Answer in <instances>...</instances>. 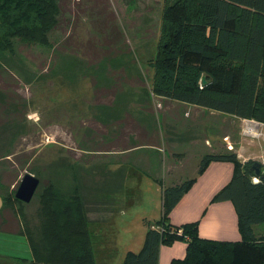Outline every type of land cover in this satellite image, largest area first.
<instances>
[{"label": "rangeland", "instance_id": "374dc122", "mask_svg": "<svg viewBox=\"0 0 264 264\" xmlns=\"http://www.w3.org/2000/svg\"><path fill=\"white\" fill-rule=\"evenodd\" d=\"M58 1L59 22L48 32L51 47L14 41L13 51H0V178L5 189L16 180L6 193L5 207L13 210L16 204L22 223L38 232L44 220L39 193L48 180L42 174L58 176L64 170L70 177L66 160L97 169L105 177V171L118 166L114 161L106 163L123 157L121 165L131 172L122 191L126 200L120 206L127 216L140 203L149 206L158 200V186L152 178L160 177L167 185L170 167L177 162L172 152L186 153L185 180L196 174L201 159L195 156L197 150L210 151L204 145L210 131L195 133L200 141L195 151L187 142L170 138L168 121L178 117L175 125H185L191 119L184 116L191 104L151 94L153 69L148 60L157 49L162 0ZM106 89L113 90L111 95ZM219 115L226 117L227 130L235 123L249 128L255 123L223 112ZM132 117L145 121L146 134L133 125ZM249 135L254 142L245 141L243 146L264 153V124ZM127 145L138 147L119 153ZM141 156L148 173L135 162ZM261 158L264 154L253 161ZM26 173L38 177L39 185L28 203L18 202L13 196ZM138 189L143 190V201L137 197ZM114 198L117 204L118 197ZM113 230L109 239L117 226ZM114 243L123 244L117 239ZM116 259L120 258H111L109 263H119Z\"/></svg>", "mask_w": 264, "mask_h": 264}, {"label": "trees", "instance_id": "16d2710c", "mask_svg": "<svg viewBox=\"0 0 264 264\" xmlns=\"http://www.w3.org/2000/svg\"><path fill=\"white\" fill-rule=\"evenodd\" d=\"M162 2L157 49L148 60L153 69L151 94L264 123V0ZM59 12L58 0H0V51H13L14 41L51 47L48 32L58 24ZM203 76L206 84L201 83ZM130 121L142 134L148 132L133 117ZM213 159L234 164L231 180L213 200H232L241 239L203 238L197 221L172 224L169 213L195 177L169 185L157 180L161 215L149 222L141 249L128 251L117 264H158L159 247L177 239L186 241V254L173 258L170 264H264V233L255 236L264 225V182L254 175L253 160L240 162L232 151L205 154L197 172ZM13 200L22 202L15 196ZM40 202L44 217L41 231L24 224L32 230L33 261L102 264L92 252L79 189L63 195L47 180Z\"/></svg>", "mask_w": 264, "mask_h": 264}, {"label": "crops", "instance_id": "0c3cea01", "mask_svg": "<svg viewBox=\"0 0 264 264\" xmlns=\"http://www.w3.org/2000/svg\"><path fill=\"white\" fill-rule=\"evenodd\" d=\"M171 102L174 103V101ZM184 116L191 119L187 123L183 122L185 125L180 127L175 125L179 122L178 117L173 121H168L170 138L176 142H187L194 151L195 146L200 145V141L197 139L199 136H196L195 133L203 129L211 132L209 136L205 135L204 137L205 147L210 148V151H206L205 154L232 151L237 154L240 162L258 159L264 154L253 150L249 146H243L245 141H248L249 144L254 142V139L249 138L252 137L249 134L255 127L264 123L255 121L252 128L235 123L232 130H227L224 127L226 125V117H220L218 111L204 109L195 105H192ZM241 119L238 120L240 121ZM140 121L141 124L146 125L144 120ZM175 127L177 130H174ZM137 147V145H130L127 150L119 151V153L127 154ZM199 151L198 149L195 156L202 158L205 155L203 154L205 151L198 153ZM185 156V152H172L171 158L177 160V162L172 165V168L170 167L171 175H169L167 185L184 180V171L188 164V161H184ZM122 158L120 156L114 157L113 160L111 159L106 163L108 165L114 161L115 163L113 164H118V166L112 172V169L105 171V177L97 169L81 168L69 161L67 162V160L66 163L68 164L65 163L64 166L70 173V177L64 174V170L58 171V176L53 174L45 177L42 174L44 179H48L54 184L60 194L70 195L76 187L79 189L84 204L92 252L95 260L102 264H110L109 260L111 258L115 259L116 256L120 259H116L115 262H120L128 251L138 252L143 245L149 222L158 219L161 215V186L157 182L160 177H153L154 183L158 186L155 190L158 194V200H155L153 205L149 206H143L140 203L136 211L123 216L126 214L122 212V207L120 208V206L121 203H125L126 195L122 191L123 188L125 189L127 175L130 176L131 172L124 169L121 165L120 159ZM227 161L230 160L213 159L201 173L196 171V174L192 176L195 177V181L169 213V221L172 224L181 225L197 221L198 233L203 238L222 241L241 239L238 215L232 200L228 198L213 200L216 193L233 176L234 164L231 161V164H227ZM135 162L138 167L143 168L147 172L143 156ZM261 170L264 169L261 168ZM86 171L90 174L86 175ZM161 180L164 181L163 179ZM15 182L16 180L13 181L9 189L7 187V190L0 178V264H7L5 262H13V264H51L33 261V251L29 241V232L32 230L26 228L22 223V217L16 208V204L12 207L13 210L5 207L8 200L6 193L11 191ZM138 190L140 191L137 197H139L140 201H143V190ZM40 194L41 192L39 193V200ZM115 196L118 197L117 204H115ZM126 204L128 205L129 203ZM114 224L117 226L116 234H113V239H109L108 235L114 232ZM105 229H107L106 234H104ZM262 233H264V225L258 228L255 236L258 238ZM116 239L117 242L122 240V246L114 243ZM185 254L186 241L184 239H177L171 243L162 244L159 247L158 264H170L173 258L180 259Z\"/></svg>", "mask_w": 264, "mask_h": 264}, {"label": "water", "instance_id": "95a60500", "mask_svg": "<svg viewBox=\"0 0 264 264\" xmlns=\"http://www.w3.org/2000/svg\"><path fill=\"white\" fill-rule=\"evenodd\" d=\"M202 84H206L207 80L205 76L201 79ZM251 169L254 171V175L259 177L261 182H264V172L261 171V164L259 161L254 160L251 163ZM39 185V178L33 174L26 173L23 175L14 196L22 202H29L33 197L37 186Z\"/></svg>", "mask_w": 264, "mask_h": 264}, {"label": "built area", "instance_id": "2783aa9c", "mask_svg": "<svg viewBox=\"0 0 264 264\" xmlns=\"http://www.w3.org/2000/svg\"><path fill=\"white\" fill-rule=\"evenodd\" d=\"M261 164V168L264 169V158H261V161H259ZM254 180H257V178H254Z\"/></svg>", "mask_w": 264, "mask_h": 264}, {"label": "clouds", "instance_id": "9594fccd", "mask_svg": "<svg viewBox=\"0 0 264 264\" xmlns=\"http://www.w3.org/2000/svg\"><path fill=\"white\" fill-rule=\"evenodd\" d=\"M262 172H264V170H261Z\"/></svg>", "mask_w": 264, "mask_h": 264}]
</instances>
